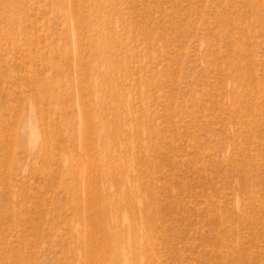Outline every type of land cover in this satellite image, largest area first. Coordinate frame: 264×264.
<instances>
[{"label":"rangeland","instance_id":"obj_1","mask_svg":"<svg viewBox=\"0 0 264 264\" xmlns=\"http://www.w3.org/2000/svg\"><path fill=\"white\" fill-rule=\"evenodd\" d=\"M0 264H264V0H0Z\"/></svg>","mask_w":264,"mask_h":264}]
</instances>
